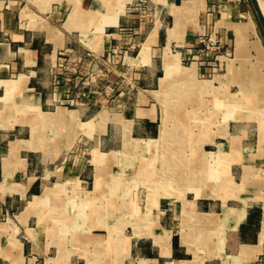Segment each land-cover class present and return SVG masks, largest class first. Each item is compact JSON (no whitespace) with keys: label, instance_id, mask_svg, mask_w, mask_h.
<instances>
[{"label":"crops","instance_id":"0c3cea01","mask_svg":"<svg viewBox=\"0 0 264 264\" xmlns=\"http://www.w3.org/2000/svg\"><path fill=\"white\" fill-rule=\"evenodd\" d=\"M246 24L264 51V0H0V264H264V119L242 85L262 108L264 87L245 37L236 54ZM210 27L232 57L184 64ZM215 90L248 109L236 119L255 121L256 143L229 144L217 188L206 190L217 159L203 149L201 165L195 151L157 174L173 186L197 172L192 197L156 192L140 165L153 140L193 136L200 120L222 147L207 125ZM196 227L216 236L213 254H199Z\"/></svg>","mask_w":264,"mask_h":264},{"label":"rangeland","instance_id":"374dc122","mask_svg":"<svg viewBox=\"0 0 264 264\" xmlns=\"http://www.w3.org/2000/svg\"><path fill=\"white\" fill-rule=\"evenodd\" d=\"M141 14H147L148 10L147 7H139ZM251 28L250 24H248V29ZM247 29V30H248ZM236 31V54H237V46H238V40H239V32ZM223 31L221 29L215 28V27H210L203 32H200L198 36L196 37L195 41L192 43L190 50L188 53H185L183 56V63L184 64H189L190 61L192 60H201L207 55L212 56V60H214V57H216L219 54L222 53H230V56L232 57L233 55V40L228 42L226 36L224 35ZM238 38V39H237ZM246 40H251L245 37ZM254 39V38H252ZM252 49V48H251ZM254 50V49H253ZM255 52V50H254ZM189 55V56H188ZM188 56V57H187ZM254 61L253 64L256 67L258 65L257 61V56L256 52L253 54ZM254 67V68H255ZM255 70L260 74L259 76L261 77L260 79L262 80V85L264 87V65H259ZM243 87V85H242ZM231 92L235 91L237 87L235 85H231ZM230 90V89H229ZM242 92L244 93V97L247 99V101L250 103L249 107L250 110L254 113V116L257 118L258 121L261 123L263 122L264 119V108L262 107H256L254 104L252 106L251 101L248 98L247 92H244L242 88ZM247 94V96L245 95ZM206 97L207 95L204 93L203 95ZM253 96V94H252ZM208 98H212L213 105H215V114L213 117V121L211 124H207L210 128L216 129V134H215V140L214 142L219 141H224L223 145L221 148H218L213 142L207 141L208 138L205 135H202V129L204 128V124L199 121H197L196 124L193 125V136H187L186 133H183L180 136L177 137H170L168 139H157L153 140L151 142V150L150 152L140 159V165H144L147 163H150L152 166V170H150V175L151 179V184H153V189L157 191H164L167 190L169 192H173V190H177V193L180 195H187L188 197L193 196V192H190L189 190V184L186 181L187 178H191L190 175L196 174L197 172L193 171H188L185 170L183 171V184H180L178 181H175L173 186L170 184V182H166V185H161L159 186L158 183L156 182L157 179V174L161 173V170L159 168L164 167V166H172L175 165V163H179L183 167L190 163V161L195 159V151L197 152L198 156H196L197 161L200 162V165L203 163V159H206L205 156H202L201 151L203 149H206L208 151L213 150L215 151V158L217 159L215 161V170L212 172V176L210 178L209 186H206V190L212 188L213 183L215 187L217 188L218 186V181L222 177L224 173H230V170L226 169V163L228 161V154H225L224 150L229 149V144L233 143L236 140H241L243 139L244 136H249L246 139H243L241 142L242 144L246 142L250 143H256V123L254 120L251 118H247L246 120L244 119H236L238 115L243 114L245 111L247 112L248 109L244 110L241 107L231 105L225 100H220L222 98V95L218 93L216 90L213 92H209ZM201 111V110H200ZM261 111V112H260ZM222 116H225L226 120H222ZM222 120V121H221ZM262 120V121H261ZM206 125V124H205ZM173 126V125H170ZM175 126V125H174ZM218 128H223L227 129L234 135V137H230L228 134L224 135L223 132L219 133L217 131ZM236 135V136H235ZM241 136V138H239ZM204 137V138H203ZM251 137V138H250ZM207 138V139H206ZM239 138V139H238ZM264 142V141H263ZM264 147V144H263ZM190 152H194L191 153ZM86 153V152H85ZM84 153V154H85ZM167 159V161H164ZM207 160V159H206ZM205 160V161H206ZM204 166V165H203ZM225 168V169H224ZM200 172H198L200 179L206 178L207 172L204 170V167L201 168ZM135 178H141L143 176L142 172H135ZM168 174H172L174 177L175 172H168ZM156 175V176H155ZM199 179V180H200ZM231 183H233V179L231 177ZM205 181V180H204ZM141 183V182H140ZM143 183V182H142ZM146 183V182H144ZM222 186L220 187L221 190ZM181 190V191H180ZM107 205V204H106ZM111 207H115L116 204H111ZM110 237V236H109ZM105 238V246H107L108 251L112 250L111 248L114 247V243L112 239H108V236H104ZM194 241L198 243V246L200 247L201 250H199L200 255H206V254H213V251L207 250L208 247H212L215 245V238L216 236L213 234L208 233V231L204 228H197L196 227V232L193 234ZM207 248V249H206ZM113 252V251H112Z\"/></svg>","mask_w":264,"mask_h":264},{"label":"bare ground","instance_id":"6f19581e","mask_svg":"<svg viewBox=\"0 0 264 264\" xmlns=\"http://www.w3.org/2000/svg\"><path fill=\"white\" fill-rule=\"evenodd\" d=\"M247 29H248V24H246L244 27H238V29H237V31L239 32V40H238L239 42H238V46H237V55L241 54L243 52V50L245 49L244 37L246 36L245 31H247ZM249 44H250V47L255 49V51L257 52L256 53L257 54V61H258L257 66H259L260 64L264 65V51H263V48H262L261 44L259 43V41L257 39H251L249 41ZM257 66L255 68H257ZM245 95L247 96L246 93H245Z\"/></svg>","mask_w":264,"mask_h":264}]
</instances>
